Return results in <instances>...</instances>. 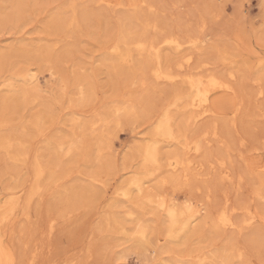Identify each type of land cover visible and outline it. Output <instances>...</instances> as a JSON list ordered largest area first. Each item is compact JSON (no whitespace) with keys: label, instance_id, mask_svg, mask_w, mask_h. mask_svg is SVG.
<instances>
[{"label":"rangeland","instance_id":"1","mask_svg":"<svg viewBox=\"0 0 264 264\" xmlns=\"http://www.w3.org/2000/svg\"><path fill=\"white\" fill-rule=\"evenodd\" d=\"M40 1L22 0L20 17L9 20L11 23L0 21V59L6 54V59L0 61V74L6 76L9 72L29 68L35 77L26 86L31 98L25 105L6 99V90L0 86V141L15 139L9 151L0 149V203L10 195L18 196L20 202L24 200L33 183L35 157L50 167L53 181H56L49 183L45 179L42 190L31 199L29 208L33 217L30 223L23 219L21 204L4 224L0 223V248L8 256L10 254L11 264H197L188 255L190 246L202 247L207 256L204 263L213 264L214 253L221 251L224 245L240 247L248 260H264V176L254 168L255 163L264 160V10L260 7L261 0H145L141 6L123 0L122 5L111 7L81 0L76 10L85 12L74 28L57 26L52 20L57 13L71 14L66 8L70 0ZM0 4H3L0 11L7 10V0H0ZM124 29L129 32L128 41L145 32L144 35L152 39L174 33L183 40L189 37L204 40L197 49L188 44L179 52L174 48L175 51L162 48L165 64L173 72H183L175 63L180 55L191 53L190 67L204 61L201 69L204 75L216 72L233 88L231 92H217L213 103L229 99L239 108L233 120L228 113H222L198 122L202 127L215 123L217 129L216 135L204 140L202 155L194 159L207 157L215 164L203 169L208 166V162H204L206 165L200 171L205 174L204 178L194 180L192 188L158 186L155 181L166 176L164 167L159 175L154 173L155 179L150 177L145 184L147 190L167 196L175 204L191 205L197 214L187 232L180 233L177 239H169L162 235L163 225L156 220L161 213L147 206V212L135 215V220L152 225L164 238L156 242L151 235L149 246L143 251L124 235L126 228L131 226L130 218L111 222L113 224L106 228L100 220L109 204L121 206L122 210L135 208V195L134 199L126 200L117 196L115 189L127 173L138 166L140 158L132 155V148L139 139L151 135L150 126L163 105L176 91L182 92L185 85L179 77L171 83L153 82L149 73L151 62L144 66V56L135 51L131 61L123 63L125 65L109 62L112 46ZM49 32H53L52 35ZM38 44L41 47L44 44V48L50 46L51 55L44 54L45 50ZM36 48H40L41 52L37 50L39 56ZM2 49L12 51L3 50V53ZM124 51L126 47L122 44V53ZM28 53L30 58L26 56ZM228 72L236 76L227 77ZM143 76L147 80L145 86L139 84ZM85 84L91 88V96L87 102H81L77 100V93ZM259 89L263 90L260 96L256 94ZM130 97L136 99V111L138 117H143L142 121L122 116L121 126L105 128L98 136L90 129L81 131L78 127L102 113L112 99ZM183 113L181 107L172 110L176 134L192 138L197 127L190 126L191 132L183 122L181 125ZM73 119L75 124L71 123ZM72 130L79 135L74 154H55L49 145L62 139L68 145ZM168 147L166 142L162 144V155ZM14 149H18L16 153ZM14 154H20L22 159L14 161L11 158ZM221 157L225 158L231 178H220L218 158ZM94 178L97 181L92 183ZM205 178L207 184L202 181ZM73 188H78L82 196L76 199V209L66 218L61 217L59 209L65 205V196ZM225 201L230 210L234 209L231 218L237 227L211 231L205 219ZM247 210L256 217L254 223L244 225L241 222L247 217ZM50 218H54L51 232ZM118 227L121 232H117ZM241 260L236 259L233 264H241Z\"/></svg>","mask_w":264,"mask_h":264},{"label":"bare ground","instance_id":"2","mask_svg":"<svg viewBox=\"0 0 264 264\" xmlns=\"http://www.w3.org/2000/svg\"><path fill=\"white\" fill-rule=\"evenodd\" d=\"M78 1H81V0H70L68 5H66V8L68 7L70 9L71 14L69 13L68 15H64L61 13H57V14L55 13L56 14L55 15L53 12V14L55 15V16L53 15L54 17L52 19L53 24L60 26V27L65 26L66 28L72 27V26L74 28L75 25L78 26L79 24L78 19L79 17H83L84 16L83 12H85L84 10L77 12L76 9H77ZM91 1L99 5L101 4L105 5L106 7L118 6V5H122L123 3V0H91ZM131 1L133 2L134 5L136 4L137 6H141L142 4H145V0H131ZM7 2L9 3L7 10L5 9V11H0V21L3 23L4 21L8 22L9 20H12L13 18L17 19L20 12L22 13L21 8H23L22 0H7ZM33 4L35 5V3ZM0 5H2L3 7V4H0ZM24 7H25V3H24ZM133 7L136 8V6H133ZM55 25L53 28H55ZM49 33H51L52 35L53 32H49ZM144 34L142 33L140 34V36L135 37V38L132 37L133 39L128 41L127 40V37L129 35L128 30L124 29L123 31H121L120 34L117 35L118 39L112 46V55H111V59L109 60V62H111L113 65L116 64L118 66H120L123 63H128L131 61L133 51H135L139 55L144 56V62H143L144 66L147 67V64L151 62L152 65L149 69V73H150V78L154 80L153 82H158V83L170 82L171 83V82L176 81V79L180 78V81L182 82V84L185 85V88L183 89L182 92L176 91L173 95H171L170 99L168 98L169 100L161 108L158 118L156 119V121L153 122L152 126H150L151 135L149 137H144V138L139 139L138 142L135 144V146L132 148V155L139 156L140 161L138 163L136 170L133 169L127 173L128 176L125 177L122 181V184L118 185V187L115 189V194L117 196L118 195L122 196L126 200H130L135 195L136 198L133 204L135 205V208L134 209L127 208V210H122L120 208L121 206H115L114 203L109 204L107 210H105L100 220L104 228H106L107 226L110 225L111 222L116 223V222H120L121 218L123 219L127 217L130 218L133 223L131 222V226L126 228L124 235L127 238L132 240L135 247L141 250L142 249L147 250L151 235L154 236V241L156 242H159L164 237H167L169 239H177L180 233L187 232L190 226L195 222L196 214H197V211L194 210V207H192L191 205L185 204V203H182L180 205L175 204L172 202L171 198L161 195L158 192L152 193L150 190H147L145 184L150 180V177L155 179L154 173L158 172L156 175H159L160 174L159 171L161 172L162 167H164L166 169V176L162 175L161 177L158 178V181H155L157 182L158 186H163L165 184H168L172 186L173 188H187V189L192 188V183L194 182V180H197L198 178H201V177L204 178L205 174L200 173L202 166L206 165L204 164V162L205 163L208 162V166H204L203 169H209L211 168V166L213 167V164H215V162H213L210 158H207V157L201 160L194 159L195 157L197 156L200 157L202 155L204 140H206V138L210 135L211 136L216 135V129H217V125L215 123H212V126L210 127L208 126L202 127L198 125L199 124L198 122L204 119L205 117L216 118V116L222 113H228L232 117L231 119L233 120V118L236 117L238 109H239L238 104L236 105L231 104V100L229 99L223 100L222 102L218 104L213 103L212 101L213 96L217 92H220V91H228V92L230 91L231 92L233 88L228 83H226L223 80V78L220 75H218L216 72H212V73L210 72L204 75L201 70L203 69V66L205 63L204 61H203L204 63L201 61L198 62L199 64H197L194 68L190 67L192 63L191 53H185V54L180 55L177 62L175 63V66L178 67V69H181V71L183 72H180V73L173 72L171 71L170 67L165 64L164 57L161 54L162 48L164 47H169L172 49L174 48L177 52H179V50L182 49L183 46H185V44H188V45L193 46V48L195 47L197 49V47H199L198 45L201 42H204V40H199L198 38H192V37L191 38L189 37L183 40L180 37H178L179 35L176 36L174 33H167L158 39H152V38H147ZM122 44L126 47V51H124L123 53H122ZM40 45L39 47H41ZM43 45L44 44H42V47L45 50V52L43 53L44 54L49 53V56H50L51 47L46 45L44 48ZM216 46L220 47L219 45H216ZM37 48H36V51L39 50V52H41L40 48L39 49ZM32 49H34V47H32ZM3 50L5 49H2L1 52H3ZM9 51L11 53L12 50H9ZM9 51L7 52L9 53ZM27 51L29 52L30 50H27ZM33 51H35V49ZM39 52L37 51V54ZM25 53L27 54V52ZM25 53L23 52V55H25ZM32 53L33 52H31V54ZM29 55L30 53H28V55L26 56L30 58L31 56ZM8 56L7 58H10V56L9 57ZM45 56H48V55H44V57ZM2 57H1L2 60L4 58L6 59V54L5 56H2ZM222 58H224L223 54H222ZM42 59L44 58L42 57ZM45 61L47 60L45 59ZM142 68L144 69V67ZM133 69L135 70V68ZM192 69H196V71H192ZM135 71L137 72L139 70H135ZM145 76L140 78V80L136 78L137 80H139V84L141 86H145V84L147 83ZM228 76L232 78V77H235L236 75L233 72H228L227 77ZM134 77H135V74H134ZM33 80H35V77H34V74L31 73V70L29 68H24L22 71H18V72H9L7 73L6 76H3V74H0V86H2L6 90L5 98L8 100L17 102V103H22L24 105L30 102L29 97L31 98V96H28L26 86L29 84V82H32ZM213 81H215V83H213ZM76 84H79V83H76ZM85 85L78 90V93H77L78 101L87 102L88 99L90 100V96H91L90 89L91 88L89 89L88 88L89 86L87 87V85L86 86ZM256 94L258 96L262 95L263 90L259 89L256 92ZM131 98L132 97L119 99L117 101H114V99H112L110 103H107L108 105L106 104L107 106L102 111V113L95 116L93 120L91 119L92 121H90L89 119L90 122L87 123L86 125H78V127L81 129V131H86L90 129L93 135L98 136V135L103 134L102 131L103 129L105 130V128H108L109 130V128L112 126L113 127L121 126L122 116L139 119L140 117H138V114L136 111L137 109L136 107L137 102H135L136 99L134 98L135 99L134 101V100H131ZM180 102L181 104H179ZM35 103L37 104V102ZM14 104L13 106H15ZM178 107L183 108V111H184L183 114H185L184 117L180 119L181 120L180 123L183 122V125L186 127H190V126H192V128L193 126L197 127L196 134L192 138H188L186 135L179 136L176 134V131L174 128L175 124H173L174 117L172 114V110L173 108L177 109ZM144 109H146V112H147V108H144ZM142 113H143V116L145 115L144 117L147 116V113H144V112ZM4 117L6 116H3V118ZM140 119L142 121L143 117ZM73 120L71 123L74 122L75 124V120L74 121ZM81 123H83V121ZM190 130H191V127H190ZM70 132H71L72 137L68 145H66V141H64L63 139L57 140L53 144H50V145L48 144L49 146H52L51 150H53L55 154L57 155L58 154H70V155L74 154V150H75L76 143H77V137H79V135L76 136L75 134L76 132H74V130ZM181 137L183 139L182 141L180 140ZM12 140L6 139V140L0 141V149L4 148L7 151H9L12 147H14V143L12 142ZM13 141H15V139ZM165 142L168 144L169 149L165 152L164 155H162L161 148H162V144ZM16 145H18L19 147V144H16ZM16 151L14 153H16ZM162 151L164 152V150ZM11 158L14 161H20L22 159V157H20V154H14L11 156ZM38 159L35 157L32 163L33 183L31 187H29L30 190L27 196L24 198V200L20 202L18 196L15 197V196L10 195L8 199L3 200L0 203V223L4 224V222L8 219V217L15 213L14 209L18 204L22 205V210H23L22 216H23L24 221L25 220L29 221L33 217L31 214L30 208H29L30 201L35 195H38L39 192L42 190L44 186L43 182H45L44 180L47 179L49 183H51V181L53 183L56 182V181H53L52 176L54 175H52V171L50 167H48L46 164L42 163V161ZM162 160L164 161L163 163H162ZM218 164H219L218 166L221 169L220 178H227V179L231 178L230 173L227 170L226 161L224 157L218 158ZM254 168L256 169V171L258 170V173H261L264 176V160L255 163ZM212 178H213V175H212ZM55 179H58V177H56ZM208 179H211V178H208ZM238 180H240V178H238ZM95 181H97V179L94 178L92 180V183ZM202 181L204 182V184H207L206 178L203 179ZM78 192H79L78 188L77 189L73 188L71 189V191L69 190V192H67V195L65 196L66 203L61 209H59V214L61 217L66 218L71 212H73L76 209L74 205L76 203V199H78L79 195L82 196V193L79 194ZM258 196L262 198L261 195L258 194ZM147 206H151L154 210H156V212L161 213L160 216L156 217L154 215V217L157 218L156 219L157 221H160V224L162 223L163 225L162 231L164 232L162 233V235L164 237L162 235L161 236L158 235L160 233L157 232L156 228L152 227V225L141 224L139 223L138 220H135L136 219L134 217L135 215L138 216V214L142 215L147 212L146 210ZM233 210L234 209L230 210L228 208L227 202L225 201L224 205L216 208L213 214L209 215L205 219L204 223H206L207 226H209L211 231H219L227 227L236 228L237 225L231 218ZM246 215L247 217L244 220L242 219L243 221L241 223L244 225L246 224L249 225L252 222L254 223L256 215L248 210H247ZM222 216L226 217V222L222 221L221 219ZM53 220L54 218L49 219V231L50 232L54 226ZM119 228L120 227H118L117 230ZM117 232H121V231L118 230ZM115 233H116V230H115ZM189 248L190 249L188 250V255L191 256L197 262V264H205L204 262L207 259V256L204 252H202L203 248L195 247V246H190ZM206 248L208 247H205V249ZM9 256L3 249L0 248V264H11L12 259H10ZM243 257L245 258L244 252L240 249V247L236 248L234 246L224 245L221 251H217L216 253H214L212 262L213 264H233L234 260L236 259L243 260ZM241 264H264V260L252 261V260H248L245 258L241 262Z\"/></svg>","mask_w":264,"mask_h":264},{"label":"snow or ice","instance_id":"3","mask_svg":"<svg viewBox=\"0 0 264 264\" xmlns=\"http://www.w3.org/2000/svg\"><path fill=\"white\" fill-rule=\"evenodd\" d=\"M260 7L262 10H264V0H261V4H260ZM213 83H215V81H213ZM222 221L223 222H226V217H221Z\"/></svg>","mask_w":264,"mask_h":264}]
</instances>
